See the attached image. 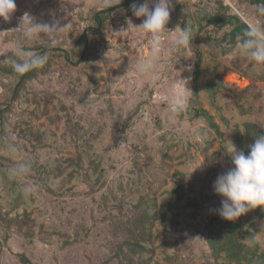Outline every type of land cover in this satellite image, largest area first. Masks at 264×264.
Segmentation results:
<instances>
[{
	"label": "rangeland",
	"instance_id": "1",
	"mask_svg": "<svg viewBox=\"0 0 264 264\" xmlns=\"http://www.w3.org/2000/svg\"><path fill=\"white\" fill-rule=\"evenodd\" d=\"M121 1L63 0L62 6L60 0H16L11 19H0V64L11 65L51 39L55 46L75 49L94 13ZM220 2L229 13L239 11L264 24L257 14L263 5L251 0H173L167 25L173 32L162 37L161 53L153 56L149 36L135 27L143 19L124 5L112 12L102 35L92 36L85 61L53 64L27 80L20 97L12 96L19 75L0 72V103H12L0 139V264H25L24 256L26 264H128L116 251L128 237V221L144 211L157 215L148 243L154 250L133 264H237L216 256L207 240L211 217L223 219L214 211L221 197L213 184L233 167L223 151L227 140L247 153L236 144V129L244 133L246 122L264 128V64L229 43L230 25L198 30L203 9L216 10ZM178 4H184V15ZM26 13L67 27L51 38L27 39L19 28L30 23L23 20ZM187 26L193 40L173 49L172 41ZM197 49L203 74L195 95ZM182 79H189L188 88ZM180 95L187 102L177 112ZM198 106L215 116L224 140L203 117L193 116ZM10 143L18 146L16 152L7 151ZM19 162L30 170L13 177L10 169ZM179 181L185 184L184 198L178 209L167 210L166 198ZM259 209L264 211L252 209L239 218L246 257L255 241L264 249ZM25 210L31 218L26 224L10 221ZM243 264L250 263L244 258Z\"/></svg>",
	"mask_w": 264,
	"mask_h": 264
},
{
	"label": "trees",
	"instance_id": "2",
	"mask_svg": "<svg viewBox=\"0 0 264 264\" xmlns=\"http://www.w3.org/2000/svg\"><path fill=\"white\" fill-rule=\"evenodd\" d=\"M137 0H122L115 5H109L103 10L94 13V21L77 37L76 46L73 50H66L59 46H44L40 47L33 54H42L47 56V63L41 67L26 73L20 74L14 70L13 64H0V72L5 75H19L17 83L13 88L12 96L14 98L20 97L21 90L25 86L27 80L35 77L39 72H43L44 69L53 66V64L67 66L69 64H75L83 62L87 59L88 53L91 52L93 35H102L103 29L106 27V23L109 20L112 12L124 5L130 6ZM254 4H262L264 6V0H251ZM257 14L264 18V15L259 14V8ZM178 12L184 15V4H178L176 6ZM198 30H203L205 26L217 24L220 27H226L230 25L231 28L227 33V39L232 45L239 44L240 39L247 27V22L242 19L239 14L229 13L228 8L223 5V2L219 4V8L213 10L211 7H205L198 18ZM187 27H184L186 29ZM191 40L192 37H191ZM22 60L18 59L17 62ZM203 74L202 70V53L197 49V58L193 68L192 80H193V93L198 94L197 83ZM12 103L5 102L0 103V139L4 136L6 114L10 112ZM194 117H203L213 129L221 140L225 139V132L222 130L220 123L216 120L215 116L206 108L198 106L195 108ZM236 144L240 147H247L254 142V138L258 134H264V128L255 122L245 123V132L243 133L239 128L236 129ZM70 164L74 163V158L69 157L67 159ZM183 175V174H182ZM185 184L181 181L177 186L169 191V196L166 198L167 210L178 209L180 202L184 198ZM191 206L200 208L199 201H189ZM172 219L174 224L178 223L177 216ZM198 212L194 211L193 216H196ZM0 215L2 216L0 211ZM259 215L264 216V211L259 209ZM155 213L144 211L139 218L133 221H128L126 229L128 237L118 247L116 254L122 256L128 264H133L136 257L143 258L144 253H151L154 249L149 247L148 243L151 242V235L154 227V220L156 219ZM4 217V216H3ZM30 214L25 210L21 214H17L15 217H11L10 221L15 222L16 226L21 227L30 221ZM243 231L242 223L238 219L234 222L221 219L218 215L211 217L207 240L210 248L216 256H224L229 263L236 262L237 264H243V259L246 258L250 264H264V249L261 250L260 244L255 241V246L252 250H249V256L246 257V243L240 238ZM24 263L28 262L27 257H23ZM144 261V259H143Z\"/></svg>",
	"mask_w": 264,
	"mask_h": 264
},
{
	"label": "clouds",
	"instance_id": "3",
	"mask_svg": "<svg viewBox=\"0 0 264 264\" xmlns=\"http://www.w3.org/2000/svg\"><path fill=\"white\" fill-rule=\"evenodd\" d=\"M62 6H66L60 0ZM133 16L142 18L143 22L138 29L143 30L149 36V44L153 56H159L164 44L162 37L170 31L167 27L173 7V0H143L142 3L131 4ZM17 11L16 0H0V19H11ZM259 14L264 15V6L259 8ZM30 23L27 27L21 24L19 28L24 31L27 39L43 34L46 37H54L62 32L67 25L61 26L58 20L52 23L38 22L34 17L25 14ZM22 20V21H23ZM191 42V29H181V34L172 41L175 50L187 47ZM56 40L51 39L50 47L55 46ZM238 50L246 55L255 64H264V24L249 22L243 37L238 44ZM47 56L42 54H25L19 62L13 61L14 70L23 74L28 71L41 68L47 63ZM152 67L151 61L145 64L143 71ZM178 72V71H177ZM185 87L189 79H182ZM187 102L183 95L176 97L174 107L177 112L181 111ZM224 154L231 158L233 167L219 174L214 181L213 190L221 197V206L214 211L227 221H236L241 216L256 208H264V134H258L254 142L247 146V153L231 141L226 142ZM18 150L15 144H9L7 151L14 153ZM204 165V164H203ZM30 166L25 162L17 163L10 169L13 177L26 175Z\"/></svg>",
	"mask_w": 264,
	"mask_h": 264
},
{
	"label": "built area",
	"instance_id": "4",
	"mask_svg": "<svg viewBox=\"0 0 264 264\" xmlns=\"http://www.w3.org/2000/svg\"><path fill=\"white\" fill-rule=\"evenodd\" d=\"M232 5V4H231ZM238 12V14L247 22V23H249L250 21L243 15V14H241L239 11H237Z\"/></svg>",
	"mask_w": 264,
	"mask_h": 264
}]
</instances>
